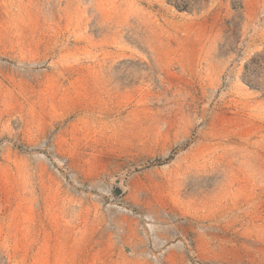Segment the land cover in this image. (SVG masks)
<instances>
[{
    "label": "rangeland",
    "instance_id": "374dc122",
    "mask_svg": "<svg viewBox=\"0 0 264 264\" xmlns=\"http://www.w3.org/2000/svg\"><path fill=\"white\" fill-rule=\"evenodd\" d=\"M0 264H264V0H0Z\"/></svg>",
    "mask_w": 264,
    "mask_h": 264
},
{
    "label": "water",
    "instance_id": "95a60500",
    "mask_svg": "<svg viewBox=\"0 0 264 264\" xmlns=\"http://www.w3.org/2000/svg\"><path fill=\"white\" fill-rule=\"evenodd\" d=\"M116 193H117V195H119V194H120V192H119V191H116Z\"/></svg>",
    "mask_w": 264,
    "mask_h": 264
}]
</instances>
